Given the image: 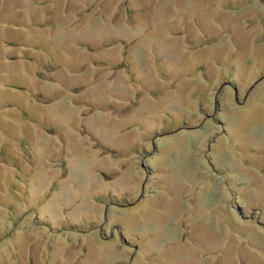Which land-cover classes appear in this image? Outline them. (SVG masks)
Returning <instances> with one entry per match:
<instances>
[{"label": "rangeland", "instance_id": "obj_1", "mask_svg": "<svg viewBox=\"0 0 264 264\" xmlns=\"http://www.w3.org/2000/svg\"><path fill=\"white\" fill-rule=\"evenodd\" d=\"M0 264H264V0H0Z\"/></svg>", "mask_w": 264, "mask_h": 264}]
</instances>
